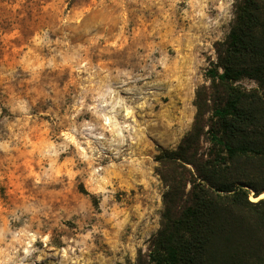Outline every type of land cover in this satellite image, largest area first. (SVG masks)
<instances>
[{"label": "rangeland", "instance_id": "rangeland-1", "mask_svg": "<svg viewBox=\"0 0 264 264\" xmlns=\"http://www.w3.org/2000/svg\"><path fill=\"white\" fill-rule=\"evenodd\" d=\"M233 18L234 0H0V264H136L155 156L192 128Z\"/></svg>", "mask_w": 264, "mask_h": 264}, {"label": "trees", "instance_id": "trees-1", "mask_svg": "<svg viewBox=\"0 0 264 264\" xmlns=\"http://www.w3.org/2000/svg\"><path fill=\"white\" fill-rule=\"evenodd\" d=\"M215 51L192 128L155 156L163 212L136 264H264V0H234Z\"/></svg>", "mask_w": 264, "mask_h": 264}, {"label": "clouds", "instance_id": "clouds-1", "mask_svg": "<svg viewBox=\"0 0 264 264\" xmlns=\"http://www.w3.org/2000/svg\"><path fill=\"white\" fill-rule=\"evenodd\" d=\"M215 6L216 7H221L220 3H217ZM69 163L75 165V164L80 163V162L78 161L77 157L72 156L71 159L69 160ZM78 174L81 176L82 182H85V183L89 182L88 179H87L88 173H87V169L86 168L82 167Z\"/></svg>", "mask_w": 264, "mask_h": 264}, {"label": "water", "instance_id": "water-1", "mask_svg": "<svg viewBox=\"0 0 264 264\" xmlns=\"http://www.w3.org/2000/svg\"><path fill=\"white\" fill-rule=\"evenodd\" d=\"M253 194H255V193L253 192ZM260 199H264V197H261V198L257 199L256 201H258V200H260Z\"/></svg>", "mask_w": 264, "mask_h": 264}, {"label": "bare ground", "instance_id": "bare-ground-1", "mask_svg": "<svg viewBox=\"0 0 264 264\" xmlns=\"http://www.w3.org/2000/svg\"><path fill=\"white\" fill-rule=\"evenodd\" d=\"M261 197H264V194H263ZM261 197H260V198H261Z\"/></svg>", "mask_w": 264, "mask_h": 264}]
</instances>
